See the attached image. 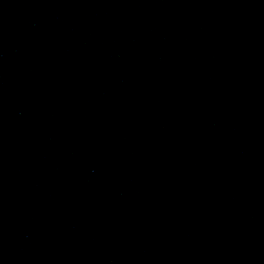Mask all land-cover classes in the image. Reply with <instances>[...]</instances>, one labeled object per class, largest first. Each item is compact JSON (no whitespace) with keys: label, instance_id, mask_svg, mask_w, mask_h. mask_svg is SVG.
Here are the masks:
<instances>
[{"label":"water","instance_id":"obj_1","mask_svg":"<svg viewBox=\"0 0 264 264\" xmlns=\"http://www.w3.org/2000/svg\"><path fill=\"white\" fill-rule=\"evenodd\" d=\"M0 264H264V0H0Z\"/></svg>","mask_w":264,"mask_h":264}]
</instances>
